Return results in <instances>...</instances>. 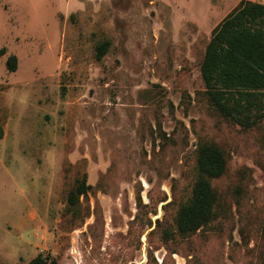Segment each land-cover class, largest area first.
Here are the masks:
<instances>
[{
	"label": "rangeland",
	"instance_id": "rangeland-1",
	"mask_svg": "<svg viewBox=\"0 0 264 264\" xmlns=\"http://www.w3.org/2000/svg\"><path fill=\"white\" fill-rule=\"evenodd\" d=\"M241 1L0 0V264H148L160 246L156 264H264V117H224L200 73ZM203 143L227 159L215 218L164 241ZM85 176L93 190L74 215L67 196Z\"/></svg>",
	"mask_w": 264,
	"mask_h": 264
},
{
	"label": "trees",
	"instance_id": "trees-1",
	"mask_svg": "<svg viewBox=\"0 0 264 264\" xmlns=\"http://www.w3.org/2000/svg\"><path fill=\"white\" fill-rule=\"evenodd\" d=\"M109 42L97 47V60L108 52ZM18 58L11 55L6 60L10 72L17 70ZM200 73L205 85V95L211 107L224 117L242 127H250L264 117V5L250 0H242L212 31ZM0 129V139H2ZM164 137L166 134H164ZM227 159L224 152L211 143L200 144L197 148L198 178L193 184L190 198L184 202L173 219V230L163 227L164 241L174 236L188 239L205 229L215 218L218 195L212 185L213 180L221 178L226 170ZM93 187L86 176L76 181L68 193V209L81 205L80 199L89 202ZM164 196L159 204L166 209ZM137 206H142L141 189L137 192ZM91 215L89 214V218ZM138 217V216H137ZM134 218V221L136 218ZM149 238L156 230L166 225V221L156 220ZM148 225L152 226L151 220ZM264 240V228L262 231ZM163 246L149 250L148 264L156 260L154 253ZM172 254H176L173 252ZM26 264H58L54 259L37 255Z\"/></svg>",
	"mask_w": 264,
	"mask_h": 264
},
{
	"label": "crops",
	"instance_id": "crops-1",
	"mask_svg": "<svg viewBox=\"0 0 264 264\" xmlns=\"http://www.w3.org/2000/svg\"><path fill=\"white\" fill-rule=\"evenodd\" d=\"M89 184V183H88ZM90 185V184H89Z\"/></svg>",
	"mask_w": 264,
	"mask_h": 264
}]
</instances>
